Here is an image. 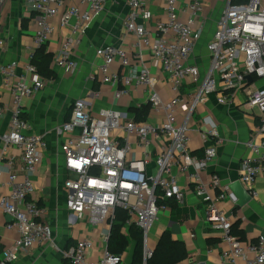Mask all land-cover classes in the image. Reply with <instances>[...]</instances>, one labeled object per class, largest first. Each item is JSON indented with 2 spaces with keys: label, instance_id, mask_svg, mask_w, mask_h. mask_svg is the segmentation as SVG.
Returning <instances> with one entry per match:
<instances>
[{
  "label": "built area",
  "instance_id": "obj_1",
  "mask_svg": "<svg viewBox=\"0 0 264 264\" xmlns=\"http://www.w3.org/2000/svg\"><path fill=\"white\" fill-rule=\"evenodd\" d=\"M8 1L0 0V25ZM109 1L22 0L39 15L35 31L39 46L50 41L56 22L68 29L55 58V64L65 72L77 69L74 50ZM127 3L130 12L125 26L135 36L132 52L115 45L99 48L97 55L103 63L98 71L103 82L124 85L116 91V98L128 95L137 86L150 88L148 103L155 113L163 112L164 119L160 123L127 120L122 112L112 108L94 115L85 98L74 102L70 119L57 128L65 136L61 150L70 174L63 184L66 207L74 218L104 226L108 231L103 234L105 248L97 260L89 256L96 247V238L78 240L65 255L70 264H122L123 254L108 249L115 214L121 209L129 216L128 224L137 225L143 232V259L147 264L153 255L148 244L149 232L161 212L168 208L167 200L180 203L185 198L184 188L174 173L177 170L188 174L196 184L197 194L207 203L206 221L220 232L227 244L221 252V264H264V235L242 242L232 233V222L219 206L227 197L237 203L231 184L223 186L220 177L212 175L211 186L222 191L213 199L202 181L201 172L218 156L223 143L217 128L211 127L206 132L201 156L193 154L188 145L189 121L199 106L213 99L219 105H232L242 93L244 104L257 116L258 126L247 143L251 154L242 161L239 182L251 197L257 196L255 183L264 169V87L256 85L257 81H264V0L242 4L227 0L208 44L210 64L203 77L199 66L190 60L203 33L204 2L189 0L181 5L180 0H164L165 20L154 27L149 26L152 14L145 0H127ZM3 45L4 41L0 40V46ZM146 53L161 64L167 75L174 93L171 100H163L154 89L155 78L145 62ZM31 58L24 67L17 60L0 63L4 86L12 97L10 123L5 129L0 127V143L4 146L0 153V210L9 217L7 229L18 234L13 247L0 253V264H13L25 250L50 244L54 237L52 226L45 220V208L33 199L36 186L31 176L42 163L48 141L24 117L23 104L44 89L48 80ZM116 61L128 68L126 75L111 71ZM186 82L196 87L189 100L181 93ZM1 103L0 98V120L6 112V106ZM184 108L187 113L178 124L175 112ZM133 136L143 152L134 158L130 157L135 146ZM10 146L18 148L20 160L6 154ZM4 169L5 181L1 179Z\"/></svg>",
  "mask_w": 264,
  "mask_h": 264
},
{
  "label": "crops",
  "instance_id": "obj_2",
  "mask_svg": "<svg viewBox=\"0 0 264 264\" xmlns=\"http://www.w3.org/2000/svg\"><path fill=\"white\" fill-rule=\"evenodd\" d=\"M189 0H180L186 5ZM205 3L201 18L204 21L203 33L197 42L196 49L190 60L191 64L199 66L201 76L205 74L210 64L208 44L214 37L216 22L223 13V3L220 0H201ZM145 5L152 14L149 26L165 20L164 0H145ZM130 9L127 0H110L102 14L97 17L87 30L82 43L74 50L73 57L78 67L73 72H65L55 64V58L60 50L61 42L68 33L67 28L55 23L56 30L45 50L53 56L52 66L56 72L53 79L47 81L44 89L27 98L23 104V115L33 125L37 133L45 134L48 149L38 170L31 178L36 190L33 199L46 210L45 220L54 231L53 241L50 244H39L21 253L19 259L13 264H70L65 252L78 240L96 238L97 244L89 256L97 260L105 248L103 234L107 233L104 226H93L87 220H78L71 216L65 203L63 189L64 181L69 177L65 167L61 143L64 135H60L57 128L71 117L74 102L85 98L94 115H99L102 109H115L122 112L127 120H140L139 108L149 102L150 88L137 86L121 98L115 93L123 88L122 83L115 86L102 81L98 67L103 63L97 55V50L108 45L121 46L132 52L135 36L128 33L125 23ZM39 15L27 7L22 0H9L2 13L0 25V63H9L17 60L20 67H24L31 56L40 48L35 41L37 19ZM145 62L155 78L154 89L163 100H171L174 96L168 77L159 64L149 53L145 54ZM111 71L126 75L128 68L120 65L118 61L111 66ZM257 86L264 87V81H257ZM196 87L185 83L182 96L186 100L192 97ZM0 98L2 105L6 106L5 117L0 120V127L7 128L12 114V97L8 88L4 86L0 74ZM241 93L232 105H219L213 99L199 106L189 121V148L193 154L201 156L206 143L207 131L216 127L223 143L219 148L218 156L209 164L207 170L201 172L203 183L207 186L208 194L216 199L222 192L221 188L211 186L212 175H218L222 185L233 184L239 181L241 165L245 157L251 154L247 143L256 134L258 119L254 112H250ZM187 113L184 109L175 112L176 123H182ZM139 114V115H138ZM164 114L155 113L149 105L144 121L160 123ZM135 143L130 157L143 154L137 146V138L132 137ZM4 146L0 143V153ZM150 149H153L151 147ZM8 156H15L20 160L21 154L17 147L10 146L6 150ZM154 166L152 163L151 168ZM194 169L190 168V172ZM180 185L184 188L185 198L178 203L167 200L168 208L163 210L159 219L149 232V246L154 250L162 233L171 230L174 238L184 242L188 250L186 259L177 264H221L220 256L226 242L220 232L212 229L206 221L207 203L197 194L196 184L191 181L188 174L174 172ZM6 169L1 175L6 180ZM257 196L244 205H238L230 198L219 202L233 224L234 235L242 242L255 240L260 234L264 235V169L257 177L255 183ZM9 217L0 210V253L6 248L13 247L17 238L15 230L7 229ZM130 224L123 227L127 233ZM135 251V244L130 241L127 250L123 253V263L130 264ZM1 256V255H0ZM244 264V262H242Z\"/></svg>",
  "mask_w": 264,
  "mask_h": 264
},
{
  "label": "trees",
  "instance_id": "obj_3",
  "mask_svg": "<svg viewBox=\"0 0 264 264\" xmlns=\"http://www.w3.org/2000/svg\"><path fill=\"white\" fill-rule=\"evenodd\" d=\"M248 1L232 0L235 4H242ZM45 45L40 46L32 55L31 62L36 65L43 78L51 80L55 77L56 72L52 66V53L45 50ZM149 105V103L145 104L138 109L140 120L137 121H144L146 119ZM128 220L129 216L126 211L121 209L116 211L115 220L110 231L108 249L114 254L121 255L127 250L130 241H133L135 251L130 264H144L143 232L137 225L131 224L128 227L127 233H124L123 227L128 224ZM233 228L232 224V233H234ZM187 256L188 250L184 242L174 238L171 230L168 229L162 233L153 250V255L148 259L147 264H177L186 259Z\"/></svg>",
  "mask_w": 264,
  "mask_h": 264
},
{
  "label": "water",
  "instance_id": "obj_4",
  "mask_svg": "<svg viewBox=\"0 0 264 264\" xmlns=\"http://www.w3.org/2000/svg\"><path fill=\"white\" fill-rule=\"evenodd\" d=\"M249 79L251 78L249 77ZM231 190L234 197L237 199L238 205H244L251 200V196L243 188L239 181H236L231 185Z\"/></svg>",
  "mask_w": 264,
  "mask_h": 264
},
{
  "label": "rangeland",
  "instance_id": "obj_5",
  "mask_svg": "<svg viewBox=\"0 0 264 264\" xmlns=\"http://www.w3.org/2000/svg\"><path fill=\"white\" fill-rule=\"evenodd\" d=\"M222 3H223V10H224V8H225V6H226V3H227V0H220ZM242 60H243V58H242Z\"/></svg>",
  "mask_w": 264,
  "mask_h": 264
}]
</instances>
